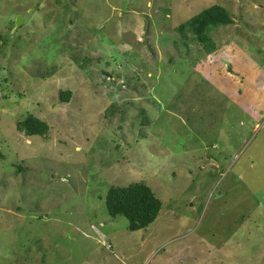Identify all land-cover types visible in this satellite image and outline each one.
I'll use <instances>...</instances> for the list:
<instances>
[{
    "label": "rangeland",
    "instance_id": "1",
    "mask_svg": "<svg viewBox=\"0 0 264 264\" xmlns=\"http://www.w3.org/2000/svg\"><path fill=\"white\" fill-rule=\"evenodd\" d=\"M214 4L208 53L177 26ZM0 264H264V0H0Z\"/></svg>",
    "mask_w": 264,
    "mask_h": 264
},
{
    "label": "trees",
    "instance_id": "2",
    "mask_svg": "<svg viewBox=\"0 0 264 264\" xmlns=\"http://www.w3.org/2000/svg\"><path fill=\"white\" fill-rule=\"evenodd\" d=\"M233 23L228 11L220 5L214 4L201 10L186 21L178 24L177 31L201 43L208 53L214 48V43L209 36L210 31ZM70 91L61 93L60 101L68 102ZM16 128L26 136H45L48 125L33 115H28L17 123ZM105 206L108 215L112 218L120 215L128 222L129 231H138L147 228L157 218L161 202L153 191L144 183L130 184L125 187H111L105 196Z\"/></svg>",
    "mask_w": 264,
    "mask_h": 264
},
{
    "label": "water",
    "instance_id": "3",
    "mask_svg": "<svg viewBox=\"0 0 264 264\" xmlns=\"http://www.w3.org/2000/svg\"><path fill=\"white\" fill-rule=\"evenodd\" d=\"M18 20H19V17L17 18V22H16V23H19V21H18Z\"/></svg>",
    "mask_w": 264,
    "mask_h": 264
}]
</instances>
